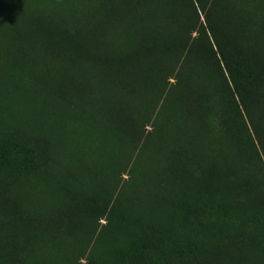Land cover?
Here are the masks:
<instances>
[{
	"label": "rangeland",
	"instance_id": "374dc122",
	"mask_svg": "<svg viewBox=\"0 0 264 264\" xmlns=\"http://www.w3.org/2000/svg\"><path fill=\"white\" fill-rule=\"evenodd\" d=\"M0 264H264V0H0Z\"/></svg>",
	"mask_w": 264,
	"mask_h": 264
},
{
	"label": "bare ground",
	"instance_id": "6f19581e",
	"mask_svg": "<svg viewBox=\"0 0 264 264\" xmlns=\"http://www.w3.org/2000/svg\"><path fill=\"white\" fill-rule=\"evenodd\" d=\"M163 23H164V22H163ZM99 77H100V76H99ZM95 78H96V77H95ZM95 78H94V79H95ZM94 79H92V80H94ZM97 79H98V78H97ZM98 80H99V79H98ZM94 83H95V82H94ZM126 102H127V101H126ZM122 103H123V102H122ZM130 103H131V102H130ZM127 105H128V103H127ZM126 119H127V117H126ZM69 173H70V172H69ZM71 175H72V174H71ZM74 178H75V177H74ZM74 178H73V179H74ZM70 179H71V177H70ZM73 179H72V180H73ZM72 180H71V181H72Z\"/></svg>",
	"mask_w": 264,
	"mask_h": 264
}]
</instances>
